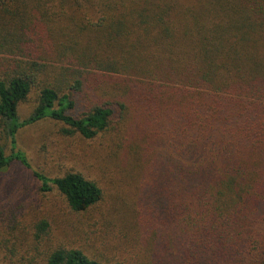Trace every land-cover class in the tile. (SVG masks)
Masks as SVG:
<instances>
[{
    "label": "trees",
    "instance_id": "trees-1",
    "mask_svg": "<svg viewBox=\"0 0 264 264\" xmlns=\"http://www.w3.org/2000/svg\"><path fill=\"white\" fill-rule=\"evenodd\" d=\"M45 121L105 138L134 172L124 217L155 237V264H264V0H0V174L17 163L70 211L96 208L94 179L32 171L17 148ZM16 220L0 264H99L44 221L24 257Z\"/></svg>",
    "mask_w": 264,
    "mask_h": 264
},
{
    "label": "rangeland",
    "instance_id": "rangeland-1",
    "mask_svg": "<svg viewBox=\"0 0 264 264\" xmlns=\"http://www.w3.org/2000/svg\"><path fill=\"white\" fill-rule=\"evenodd\" d=\"M34 98L20 105V120L30 114ZM60 128L50 121L23 127L16 136L17 148L26 155L32 171L51 178L76 171L94 179L104 192V201L88 212H72L56 190L40 193L31 172L15 163L0 174V228L12 222L13 216L17 219L14 233L22 239V255L27 258L37 256L32 226L44 221L51 243L80 248L99 264H155V237L139 223L133 229L136 219L124 217L128 209L123 201L132 205L138 191V182L129 176L134 172L120 157L113 159L105 138L83 141L62 135ZM5 147L10 154L7 143Z\"/></svg>",
    "mask_w": 264,
    "mask_h": 264
}]
</instances>
